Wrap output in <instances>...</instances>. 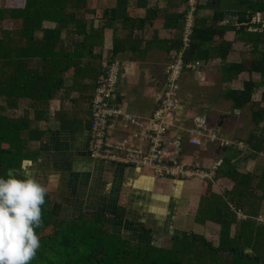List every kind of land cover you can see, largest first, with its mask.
Wrapping results in <instances>:
<instances>
[{
	"label": "crops",
	"instance_id": "0c3cea01",
	"mask_svg": "<svg viewBox=\"0 0 264 264\" xmlns=\"http://www.w3.org/2000/svg\"><path fill=\"white\" fill-rule=\"evenodd\" d=\"M232 2L211 0L210 5L204 4L200 8L197 22L206 26L246 25L248 28L251 23L259 28V24L253 21L259 14L264 21V13L255 14L250 21L240 22V11L231 8ZM221 7L225 9L218 18ZM186 10L187 0H85L83 8L76 11V17L82 20L88 37L80 66H92L93 71L90 76L77 75L74 68L68 71L75 81L67 85L65 77L64 87L48 105L50 119L38 121L39 129L48 132L40 141L29 142L28 147L37 151L38 156L36 160H25L22 170L26 177L32 174L39 180L47 188V193L53 196H50L52 200L63 204L69 218L81 213L100 212L105 214L106 224L112 231L135 243L168 247L173 236L189 232L205 237L217 247L222 226L209 219L203 208V199H209L211 193L230 194L231 199L246 211L237 212L231 236L237 233L239 223L251 216L247 212H257L254 219L264 223V150H251L247 144L251 135H256L259 139L253 143L264 148V120L256 128L252 119L253 108L235 109L233 101L225 97L228 90H242L245 81L261 80V74L257 72H243L230 82L223 80V63H240L243 53L251 49L250 44L237 38L235 30L230 29L223 34V39L232 44L225 62L215 58L204 63L201 68L204 82L200 81L201 75L193 71L199 79L201 92L192 90L193 82L188 72L180 87V99L189 114L213 108L219 134L220 131H231L229 136H220L243 141L247 145L242 150L231 146L220 149L214 144L197 147L185 137L182 151L185 164L199 165L209 171L219 157L223 158V165L209 181L155 177L147 169L93 160L89 156L91 103L102 60L118 61L125 69L118 98L125 100L131 111L150 115L158 103L164 69L178 50ZM56 25L51 21L43 23V27L48 29H54ZM76 31V25L71 23L61 33L62 49L70 54L86 37ZM39 32L38 38H41L43 33ZM115 47L118 48L116 52ZM260 48L263 50L264 44ZM78 91L86 94L81 95ZM263 93L264 86H259L253 94V101L260 102ZM139 100L152 101L151 106L146 109L138 103ZM20 106L12 116L19 115L16 112L22 108ZM190 123L187 119L185 125ZM228 159L236 166L238 181L225 174L230 170ZM241 176L247 178L241 180ZM116 214L122 217L117 218Z\"/></svg>",
	"mask_w": 264,
	"mask_h": 264
},
{
	"label": "trees",
	"instance_id": "16d2710c",
	"mask_svg": "<svg viewBox=\"0 0 264 264\" xmlns=\"http://www.w3.org/2000/svg\"><path fill=\"white\" fill-rule=\"evenodd\" d=\"M3 1L7 3L8 0ZM199 1V10L211 2ZM84 4L85 0H18L17 6L0 7V22L10 20L14 25H20L13 30L0 28V97L7 100L5 109L17 110L20 100L30 101L29 107L23 108L17 117L0 113V177L7 178L12 170L18 178H28L22 170L23 162L36 160L38 156V152L31 150L28 144L40 141L48 132L40 130L37 123L41 119H50L48 105L64 87L65 74L71 68L81 76H90L93 71L92 66H80L88 37L82 20L76 17V11ZM231 8L240 11V22H247L255 14L264 13V2L233 0ZM223 9L225 7L219 9L218 18L222 16ZM45 21L57 25L54 29L44 28ZM197 21L198 17L190 47L184 53L187 63H207L215 58L225 62L232 44L223 39V34L230 29L235 30L239 40L251 45V49L243 53L240 63H223L222 77L225 82H230L243 72L261 74L259 82L250 79L245 81L242 90L225 93V97L233 101L235 109L253 108L252 119L257 128L264 120V93L258 103L252 97L259 86H264V49L260 48L264 44V31H249L246 25L206 26ZM71 23L76 25L77 34L86 37L70 54L62 49L60 38L62 30ZM39 31L43 33L41 38L36 36ZM182 46L181 38L177 49ZM114 51L118 48L115 47ZM258 139L251 135L247 144L251 150L260 152L264 148L253 143ZM229 162L230 159L227 160L230 170L225 174L238 181L236 166ZM241 178L244 180L247 176ZM45 201L42 226L36 229L41 246L30 264H264V223L254 219L257 212H247L251 216L242 220L237 233L231 236L237 212L246 211L231 199L230 194L211 193L209 199H203L208 218L222 226L217 247L205 237L189 232L173 236L168 247L134 243L112 231L103 213H81L69 218L63 204L52 200L49 193ZM116 217L122 215L116 214Z\"/></svg>",
	"mask_w": 264,
	"mask_h": 264
},
{
	"label": "built area",
	"instance_id": "2783aa9c",
	"mask_svg": "<svg viewBox=\"0 0 264 264\" xmlns=\"http://www.w3.org/2000/svg\"><path fill=\"white\" fill-rule=\"evenodd\" d=\"M199 0H187L184 14L183 46L177 50L163 73L162 89L158 103L150 115L131 111L125 100L118 98L119 84L125 69L118 61L104 58L96 79L91 103V128L89 156L93 160L110 162L137 169H147L155 177L171 179H211L223 165L219 157L209 168L189 166L182 160L185 137L190 144L202 147L216 145L218 148H247L239 140L224 139L218 128L211 126L209 115L204 112L188 113L180 99V78L185 70L197 72L204 82L201 61L185 62L184 53L190 47L191 37L199 12ZM250 23L249 31H264L260 14ZM191 121L185 125L186 120ZM263 222V219H260Z\"/></svg>",
	"mask_w": 264,
	"mask_h": 264
},
{
	"label": "clouds",
	"instance_id": "9594fccd",
	"mask_svg": "<svg viewBox=\"0 0 264 264\" xmlns=\"http://www.w3.org/2000/svg\"><path fill=\"white\" fill-rule=\"evenodd\" d=\"M46 194L32 176L21 179L10 170L0 177V264H30L36 257Z\"/></svg>",
	"mask_w": 264,
	"mask_h": 264
},
{
	"label": "rangeland",
	"instance_id": "374dc122",
	"mask_svg": "<svg viewBox=\"0 0 264 264\" xmlns=\"http://www.w3.org/2000/svg\"><path fill=\"white\" fill-rule=\"evenodd\" d=\"M4 5H9V7H11V6H17L18 5V0H8L7 1V3H6V1H3V0H0V7H3ZM20 27V25H14L13 24V22L12 21H10V20H5L4 22H0V28H3V29H7V30H13V29H17V28H19ZM40 32H37V34H36V36L37 37H40ZM188 72V73H187ZM189 74V76L192 78V85L194 86H192V90H194L195 89V91L196 92H201V89H202V87L201 86H199V79H198V77H197V75L193 72V71H191V70H185L184 72H183V74H182V76H181V78H180V81H179V83H180V87H182L183 86V84H184V76H185V74ZM65 77H66V79H67V81H66V83H67V85H69V84H72L75 80H74V77L72 76V73L70 72V73H66L65 74ZM189 78V77H188ZM183 81V82H182ZM81 95L82 94H86L84 91H78ZM181 92L183 93V88H181ZM76 95V94H75ZM80 95V98L79 99H81V96ZM26 102H21V100H20V104L19 105H21L20 107H22V108H27V107H29V103H30V101H28V103H27V100H25ZM25 103V104H24ZM138 103H141V104H143V106L144 107H146V109L147 108H149L151 105V103H152V101H146V100H144V101H142V100H139V102ZM185 104L187 103L186 101L184 102ZM6 105H7V100H6V98H4V97H0V113H2V114H9V115H13V114H15V110L14 109H10V108H4V107H6ZM189 105V104H188ZM132 107V109H133V105H131ZM4 109H3V108ZM189 108H191V106H188ZM22 108H20V110L19 111H17L16 113L18 114H22V111H21V109ZM144 109V108H143ZM201 110H203L204 111V113H206V114H208L209 116H211V117H209V119H210V124H211V126H213V127H215V128H217V126H215V125H217L214 121L217 119V115H216V113H215V111L213 110V108L211 109V108H205V109H201ZM215 123V124H214ZM231 132V131H230ZM230 132L228 131V132H223V131H220V134L222 135V136H229V134H230ZM225 134V135H224ZM26 175V174H25ZM31 176H32V174H31ZM33 177V176H32ZM37 181H39V180H37ZM50 196H52V195H50ZM53 197V196H52ZM51 197V198H52ZM54 199V198H53ZM135 243V242H134ZM167 245V244H166ZM161 246H163V243H162V245Z\"/></svg>",
	"mask_w": 264,
	"mask_h": 264
}]
</instances>
